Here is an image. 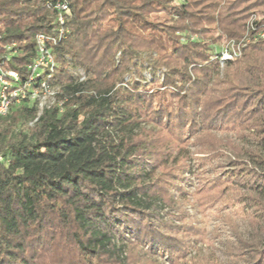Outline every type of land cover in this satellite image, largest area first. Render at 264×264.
Here are the masks:
<instances>
[{
    "label": "trees",
    "instance_id": "trees-1",
    "mask_svg": "<svg viewBox=\"0 0 264 264\" xmlns=\"http://www.w3.org/2000/svg\"><path fill=\"white\" fill-rule=\"evenodd\" d=\"M47 1L0 0V66L22 81L35 35L54 36ZM67 1L68 33L51 44L56 104L38 114L24 99L0 115V264H264V38L222 67L210 58L264 28V0ZM191 137L238 162L221 188L203 181L204 200L227 196L234 177L247 192L236 199L249 238L226 220L223 261L192 254L184 214L175 225L161 214Z\"/></svg>",
    "mask_w": 264,
    "mask_h": 264
},
{
    "label": "rangeland",
    "instance_id": "rangeland-1",
    "mask_svg": "<svg viewBox=\"0 0 264 264\" xmlns=\"http://www.w3.org/2000/svg\"><path fill=\"white\" fill-rule=\"evenodd\" d=\"M195 37L197 36L195 35ZM219 65L222 67L223 64L219 63ZM144 74L147 76L146 72ZM56 101V95L42 94L37 100L38 114H40L43 107L56 104ZM213 132L215 131L213 130ZM159 135L161 136L160 138H163L160 139L163 147H166L171 142L169 134L161 132ZM185 136L188 137L189 132L185 133ZM216 136L225 137V133L217 131ZM193 141L196 140L191 137L186 146L192 153L191 158L186 160V163H189V169L187 170L184 167V179H177L179 189L174 187L169 191V194L175 200V204L173 207L162 209L161 214L166 221L171 220L174 225L179 224L177 216L184 214L182 216L183 221L189 225H194L198 232L197 239L192 247V254L208 255L213 253L215 258L223 261L225 257L228 258L225 254L223 242L225 240L235 242V236L231 232L228 220L236 225L237 232L241 234V237L249 238L248 210L241 203H238L236 199L242 191L243 194H247V192L245 189L240 191L235 187L237 186V177H234L233 184H229L226 188L225 195L227 196L217 198L211 202L204 200V192H202L203 181H211L215 176H219L218 185L221 188L223 184H226L224 177L227 175L225 172L230 170L237 172L238 165H235L238 162L231 163V161L236 160L227 149H221L209 155L200 153L199 148L192 143ZM204 155L207 158L202 159ZM164 169L165 167L158 168L157 174ZM237 175L239 176V174ZM240 177L243 179L247 178L246 175H240ZM222 180H225L224 183H222ZM180 188L183 193L178 191ZM162 259L165 260V257L163 256ZM165 263L167 262L165 261Z\"/></svg>",
    "mask_w": 264,
    "mask_h": 264
},
{
    "label": "built area",
    "instance_id": "built-area-1",
    "mask_svg": "<svg viewBox=\"0 0 264 264\" xmlns=\"http://www.w3.org/2000/svg\"><path fill=\"white\" fill-rule=\"evenodd\" d=\"M46 4L56 11L54 36L43 33L35 35V55L32 61L26 65L29 71L26 80L22 81L16 70L0 66V115L6 114L11 104L24 99L38 100L42 94L55 96L56 88L50 86L48 81L55 69L51 44L66 37L68 33L66 21L71 16V8L67 0H54L53 2L49 0ZM194 37L195 35H191L190 39ZM258 38H264V28L258 30L251 37L245 34L240 40L229 39L215 45L210 58L220 64L235 60L241 55L242 47L247 42L256 41ZM184 39L182 38V40ZM42 75L44 76L38 80V76ZM36 82H38V86L33 87Z\"/></svg>",
    "mask_w": 264,
    "mask_h": 264
}]
</instances>
